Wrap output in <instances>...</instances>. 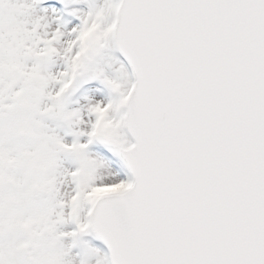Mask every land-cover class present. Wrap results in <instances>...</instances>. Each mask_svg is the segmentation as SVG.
<instances>
[{
	"label": "snow or ice",
	"instance_id": "1",
	"mask_svg": "<svg viewBox=\"0 0 264 264\" xmlns=\"http://www.w3.org/2000/svg\"><path fill=\"white\" fill-rule=\"evenodd\" d=\"M0 264H264V0H0Z\"/></svg>",
	"mask_w": 264,
	"mask_h": 264
}]
</instances>
